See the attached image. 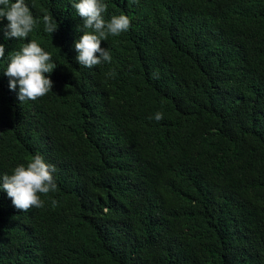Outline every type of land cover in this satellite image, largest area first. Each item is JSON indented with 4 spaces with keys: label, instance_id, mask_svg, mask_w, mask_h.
Returning <instances> with one entry per match:
<instances>
[{
    "label": "trees",
    "instance_id": "obj_1",
    "mask_svg": "<svg viewBox=\"0 0 264 264\" xmlns=\"http://www.w3.org/2000/svg\"><path fill=\"white\" fill-rule=\"evenodd\" d=\"M78 2L25 0V40L0 17V175L36 153L57 169L41 208L0 188V264H264V0H104L131 27L93 68ZM30 40L57 67L21 102L4 73Z\"/></svg>",
    "mask_w": 264,
    "mask_h": 264
},
{
    "label": "clouds",
    "instance_id": "obj_2",
    "mask_svg": "<svg viewBox=\"0 0 264 264\" xmlns=\"http://www.w3.org/2000/svg\"><path fill=\"white\" fill-rule=\"evenodd\" d=\"M73 7L83 20V29H77L83 35L74 45L78 53V63L86 68H93L101 63L111 62V52L101 47V41L129 31L130 18L126 14H120L106 20L104 14L107 12V5L104 0H79ZM0 17L8 21L3 30L5 39L25 40L39 23L25 0H0ZM42 20L46 33L53 34L57 31L58 24L53 16L46 14ZM4 56L5 46L0 44V60ZM56 67L51 53L46 52L36 40H30L19 51L9 54V63L4 74L10 78V90L15 91L19 87V101H34L52 91L54 85L50 74ZM109 75L115 76L116 73L113 71ZM153 78H159L158 71L153 73ZM154 119L162 120L163 113L157 112ZM56 170L54 165L45 161L42 154L36 153L26 166L21 164L15 167L11 175H0V188L19 210L26 212L33 207L41 208L44 206L41 195L57 190L53 175ZM52 204L55 206L56 201L53 200Z\"/></svg>",
    "mask_w": 264,
    "mask_h": 264
}]
</instances>
